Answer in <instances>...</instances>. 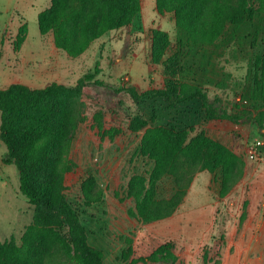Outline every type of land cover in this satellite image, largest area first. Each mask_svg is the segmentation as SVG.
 Returning a JSON list of instances; mask_svg holds the SVG:
<instances>
[{"label": "rangeland", "instance_id": "1", "mask_svg": "<svg viewBox=\"0 0 264 264\" xmlns=\"http://www.w3.org/2000/svg\"><path fill=\"white\" fill-rule=\"evenodd\" d=\"M49 5L50 0H0V88L16 82L31 88L51 82L74 85L98 61L100 72L95 78L103 84L91 83L83 89L84 120L72 132L69 149L76 168L66 173L64 184L88 243L102 250L103 262L127 264L131 257L145 256L172 241L175 264H264V127L253 121L258 112L264 114V99L251 94V62L264 49V32H255L261 23L246 26L233 40L225 37L193 45L175 26L172 13L161 15L155 0H140V13L130 24L106 32L74 57L55 47L51 32H39L37 14ZM153 28L168 33L170 46L164 57L179 49L183 65L190 69L183 79L202 87L213 107L237 116L238 121L207 117L199 98L171 105L162 98L138 101L120 91L127 85L138 91L163 85V65L150 58ZM19 33L24 40L14 50ZM96 111L102 112L105 129H120L112 138L98 130ZM135 115L146 119L148 126L184 128L189 137L202 131L225 144L243 158L242 177L221 197L218 172L199 171L170 217L149 223L137 220L129 213L133 202L126 197L127 181L134 174L148 175L152 162L139 153L143 130L129 129ZM6 151L0 140V240L14 236L19 241L32 221L33 206L18 189L16 166L2 162ZM89 175L95 177L102 196L85 206L80 183ZM172 192L171 178L161 179L158 197ZM129 245L132 253L124 259L122 252Z\"/></svg>", "mask_w": 264, "mask_h": 264}, {"label": "trees", "instance_id": "2", "mask_svg": "<svg viewBox=\"0 0 264 264\" xmlns=\"http://www.w3.org/2000/svg\"><path fill=\"white\" fill-rule=\"evenodd\" d=\"M155 8L161 15L172 13L175 26L193 45L211 44L225 37L233 40L246 26L256 23L261 24L255 32H264V0H155ZM139 13L140 0H50L49 7L37 14V24L40 34L51 32L55 47L75 57L106 32L130 24ZM23 40L24 35L17 34L13 49L18 50ZM150 41L151 61L164 68L163 85L143 91L127 85L120 91L138 101L162 98L171 105L199 98L207 117L238 121L237 116L213 107L202 87L183 79V73L190 69L183 65L179 49L164 57L170 46L166 31L151 29ZM251 69L252 97L264 99V49L254 55ZM99 72L96 61L74 85L51 82L31 88L16 82L0 88V140L7 149L2 162L16 166L18 189L33 206L32 221L20 240L14 236L0 240V264H105L102 250L88 243L64 184L66 173L76 168L69 149L72 132L84 120L83 89L91 83L103 84L95 78ZM263 116L258 112L253 117L261 129ZM93 118L102 135L112 138L120 131L103 127L101 111ZM129 129L143 130L139 153L152 162L148 175H131L126 186V197L133 202L129 213L144 223L170 217L199 171L218 172L221 197L243 175V158L202 131L189 137L187 129L148 126L139 115L130 120ZM165 177L171 178L173 192L158 197V183ZM80 191L85 206L101 200L102 192L93 175L81 181ZM244 217L243 212L240 223ZM173 248L172 241L163 242L145 256L131 257L127 264H175ZM131 253L129 245L122 258L128 259Z\"/></svg>", "mask_w": 264, "mask_h": 264}, {"label": "built area", "instance_id": "3", "mask_svg": "<svg viewBox=\"0 0 264 264\" xmlns=\"http://www.w3.org/2000/svg\"><path fill=\"white\" fill-rule=\"evenodd\" d=\"M250 153H252V152L250 151Z\"/></svg>", "mask_w": 264, "mask_h": 264}]
</instances>
